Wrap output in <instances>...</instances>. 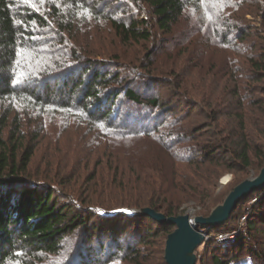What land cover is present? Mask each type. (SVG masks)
<instances>
[{
	"label": "trees",
	"instance_id": "16d2710c",
	"mask_svg": "<svg viewBox=\"0 0 264 264\" xmlns=\"http://www.w3.org/2000/svg\"><path fill=\"white\" fill-rule=\"evenodd\" d=\"M22 1L0 0V100L23 97L42 106L60 105L68 107L70 112L79 110L87 124L93 125L95 132L102 137L93 134L91 138L101 140L88 154L90 157L96 155L91 172L86 165L79 171L76 169L77 172L64 173L63 167L57 165L60 162L55 159V164L43 169L42 174H35L31 167L40 147L35 144L38 139L25 145L20 124L15 130L10 129L6 136L9 117L0 118V264H41L44 262L42 255L54 261L62 257L66 238L78 230L85 232V238L82 243L78 241L79 249L74 253L76 259L67 254L53 264H115L117 261L167 264L162 232L164 230L166 238L174 232L175 225L128 213L102 215L97 209L109 212L148 207L166 217H174L183 214L185 205L193 203L199 208V214L206 217L218 204L213 197L225 173L236 176L234 189L247 172L261 170L264 166V34H258V28L252 27V20L247 22L238 18L233 7H238L241 0H224L225 10L217 11L216 20L203 22L206 33L210 32L204 34V40L215 43V57L223 56L220 71L223 79H227L225 86L212 92L207 105L211 109L208 116L212 125L204 123L200 128L187 129L173 123L162 128L161 125L151 126L150 120L142 124L141 119L127 124L126 113H122L117 105L123 94L129 104L151 109L160 106V99L143 98L125 84L122 92L120 88L116 92L117 89L110 88L109 84L113 79L119 80L116 75H111L110 70L103 74L105 63L91 57L87 50L78 49L79 39L73 37L78 20L76 10L82 7L96 12L97 3L53 0L47 7L41 2L36 3L34 9L28 0ZM130 1L143 3L148 13L154 16L157 28L168 35L189 14L184 0ZM259 1L258 8L248 13L262 20L263 24L264 0ZM59 5L66 7L65 10ZM139 16H131L128 21H119L115 16L109 19L115 41L121 49L151 41V22L141 20ZM43 32L45 40L50 39L47 43H53L56 49L47 51L44 41L35 39ZM66 36H70L72 41H69L74 43L70 46L75 50L65 49L64 53L57 46L68 42ZM245 51L246 55L243 54ZM239 52L246 56L244 67L236 56L240 55ZM41 55L57 60V65L26 71L29 56L38 59ZM134 58L135 55L130 56L132 62H136ZM180 62L165 68L180 69L181 64L184 65ZM156 64V61L151 62L149 68ZM90 72L89 78H85ZM209 131L214 133L207 136ZM123 140H137L140 144L123 152L118 143ZM70 152L74 153V158L79 156V160L87 163V158H83L79 151ZM77 174L80 180H77ZM59 190L65 198L60 204L56 198ZM254 199L257 200L252 203ZM238 211L240 216L236 219ZM257 212L259 221L264 224V189L239 202L222 227L208 230L210 239L203 244L205 253L216 244L215 247L220 246L221 250L214 247L215 251L220 250L223 255V258L215 257L213 264H233L242 259L240 253L243 250L258 255L264 264V251L254 253L248 249L250 244L243 236L246 230H255L257 223L250 220L255 219ZM245 215L246 222L239 234L231 240L220 241L219 235L238 231L239 219ZM103 219L109 226L103 223ZM97 220L101 221V226ZM128 220L138 222L137 234L127 236L125 245L118 240L113 248L101 245L94 258L86 256V248H91L95 236H108L114 232L111 238L115 241L118 223ZM142 227L144 230L140 233ZM218 229L220 231L215 232ZM226 244H232L233 256L228 253Z\"/></svg>",
	"mask_w": 264,
	"mask_h": 264
},
{
	"label": "rangeland",
	"instance_id": "374dc122",
	"mask_svg": "<svg viewBox=\"0 0 264 264\" xmlns=\"http://www.w3.org/2000/svg\"><path fill=\"white\" fill-rule=\"evenodd\" d=\"M51 1L53 2V0H28L34 9L37 4H40V2L43 7H47L48 5H51ZM88 1L91 3L95 1L98 8L96 12L90 8L86 9L82 7L79 8L80 10H76L78 20L73 32V37L79 39L76 44L78 49L80 51L87 50L92 54L91 57L99 59L98 61L100 62L103 61L105 63V66L102 67V70H104L103 74L110 70L111 75H116V78L120 81L113 79L109 82L111 85L110 88L117 89L116 92L119 88L120 92H122L125 84L126 86H130V88H132L137 94H140L143 98L156 97L160 99V106L151 109L145 106L137 107L129 104V100L125 98L123 94L122 98L117 101V105L122 113H126L125 115L127 117H125V120L127 124H132L141 119L140 122L142 124L144 121L147 123L148 120H150L151 126H162V128L173 123L180 126H186L187 129L190 127L200 128L204 126V123H211L209 125H212L213 122L209 120L208 116L211 109L207 105L213 95L212 92L215 93L216 90L219 91L222 86H225L227 79H223V73L220 71V68L223 66V56L218 55V57H215L216 54L214 52L217 49L215 43L204 40V36L208 35L210 32L206 33L207 29L203 22L205 21L207 23L214 20L218 16L217 11L220 13L221 9L225 10L223 7L225 5V3H223L224 0H184L186 12H189V14H186L187 16L184 21L177 27H174V31L169 35L157 28L154 16L151 13H148V10L143 3L137 2L134 4L130 0ZM24 2H26V0L22 1V3ZM258 3H260L259 0H241V2L238 3V7H233V10L237 11L238 18L245 19L247 22L252 20V27L258 28L260 31L258 34H264V23L262 24V20L255 18L248 13L253 9L256 10L259 6ZM59 7L62 6L59 5ZM62 8L65 10L66 7ZM242 8L244 9L241 10ZM45 11L44 8L43 12ZM137 14L140 15L139 17L141 20L145 19L151 22L149 30L150 33H152V39L148 43L144 42L137 44L134 43L127 46L123 45L124 48L129 51L124 48L121 49L120 46H117L115 32L111 29L109 19L112 16H115L119 21H128L129 17L136 16ZM227 15L225 14V16ZM41 34L42 33H40L38 37H35V39L38 38L39 41L41 40L47 43L50 39L46 41L44 38L45 33L43 32V35ZM66 37H68V40L66 39L68 41L67 43L63 42L59 44L60 46L56 45L57 48H62L64 53H66L65 49L75 50V48L70 46V44H74L73 42H70L72 41L70 36ZM177 37H179L177 41L179 42L178 45L176 43ZM44 42V48L47 51H51L50 49L53 48L56 49L53 46V43L50 42L46 44ZM67 44L69 48H67ZM239 54L240 55L237 54L236 56L241 60V67H244V59L246 57L244 55H246V51L243 52L244 55L240 52ZM131 55H135L134 59H136V62L131 61ZM149 55H151L149 60L151 62L156 61L157 63L153 68H149V65L151 64V62L147 60ZM179 61L184 64L182 65L180 62V69L175 68L167 70V68H165L166 66H170V64ZM57 62V60L48 59V56L45 55H41L38 59L29 56L26 71H30L29 68L32 70H39V68L47 65L54 67L57 65ZM138 64L140 67L137 66ZM163 68L166 70L163 71ZM91 73L92 72L87 74L85 78H89ZM79 74L80 73H78V75ZM182 82L184 83V86L181 85ZM4 116L9 117V126L6 129V136L10 129L12 130V128H14L15 130V127L20 124L25 145L31 140L38 139L35 144H38L40 147L37 150V154L33 159L31 167L35 174H42L44 171L43 169H48L50 165L55 164L54 162L56 161L58 163L60 162V164L57 165H60L61 168L63 167L64 173L71 174L73 170L77 169L79 171L85 168L86 165V169H88L89 172L92 171V168L96 163V155L90 157L88 154L91 152L93 146L101 140L99 139V141H96L91 138L93 134L100 133L95 132L96 128H94L93 125L87 124L81 111L74 109V112H70L68 107L60 105L58 107L48 105L42 106L34 100L28 101L27 98L15 97V99L10 98L0 100V118ZM139 116L142 118H138ZM213 133V131H209L207 136ZM196 136L199 137L200 135ZM118 143L123 152L134 145L140 144L137 140H123L118 141ZM102 144V147H104L105 140L102 141ZM84 149L86 151L81 152ZM75 150L79 151V154H81L83 158H87L86 160L88 161L86 164L84 163L85 161L78 159L79 156L78 158L73 157L74 153L72 154L70 151L75 152ZM68 156L71 158H68ZM72 158L74 160H72ZM263 168L264 166L261 170ZM260 171L258 172L254 170L250 173L247 172L248 174L244 175L243 179L247 180L251 177L257 176L260 174ZM78 179L79 177L77 174V180ZM236 180V176L231 173H225L221 177L213 197V199L218 201V204L215 205L213 209L218 207V205H221L228 194L234 190L232 188L235 183H237ZM60 190L57 193L59 195H56L59 204L65 202V198L60 194ZM184 207L183 214L180 215L187 214L191 216V218L202 216L199 214V208L193 203L185 205ZM97 210L102 215H109L114 211L107 212L103 209ZM237 214H239V211L234 217L236 219L240 216ZM258 214L259 212L255 215V219L252 218L250 221L256 222L257 225L255 230H261L262 232L258 233L255 230L248 232V230H246L243 235L246 241L250 244L248 249L252 250L254 253H261L264 251V224L259 221ZM241 218L239 219V226L241 225ZM103 221L105 224V219H103ZM124 222L125 221L120 222L117 225L119 227L116 229L115 233H117L118 238H116L115 241L111 238L114 232L108 236L103 234L95 236L94 240L92 239L93 242L90 246L91 248H86V256L88 258H94V253L96 254V252H99L101 245L113 248L119 241L122 245H125L128 241L127 236L130 237L135 233L137 234L138 222L132 223L130 220L126 223ZM97 224L101 226V221L97 220ZM145 224L147 223L145 222ZM105 225L109 226L107 223ZM242 227L243 226H241V228L239 227L238 231H241ZM142 230H144V227L141 228L140 233H142ZM219 231L220 229L215 232ZM163 233L164 230L162 232V240L165 241L166 245L167 237L165 238L166 235ZM206 233L207 239H210L209 231L207 230ZM229 234L235 235V232ZM82 238H85V232L82 230H78L75 235L66 238L65 250L62 253V257L71 254L73 255V258H75L74 253L78 252L79 242H84ZM227 240L231 239L227 238ZM231 245L232 244H226L225 246L228 247L227 250L229 249L228 253L233 256L234 250H232L233 248H231ZM215 246L216 244H213V249H211L210 252L207 251V253H205L204 245L200 246L195 252L198 258L197 264H213L215 257L223 258V255L220 253V246ZM210 247L212 248V246ZM214 247L215 249L219 248L220 250L217 252ZM236 253H238V251ZM240 254H243L241 256L242 259L235 261L233 264H251V262H253L252 264H262L260 260L261 258L258 257V255L254 256L253 254H250L249 250H243ZM42 257L44 262L41 264H53L55 261L62 259V257H60L55 258L54 261H50L46 255H42ZM115 264L126 263L117 261Z\"/></svg>",
	"mask_w": 264,
	"mask_h": 264
},
{
	"label": "water",
	"instance_id": "95a60500",
	"mask_svg": "<svg viewBox=\"0 0 264 264\" xmlns=\"http://www.w3.org/2000/svg\"><path fill=\"white\" fill-rule=\"evenodd\" d=\"M264 189V168L260 174L244 180L231 191L221 205L211 211L209 216L178 215L166 217L162 212L152 208L121 209L110 213H128L133 216H145L161 224L176 226L174 232L167 236L165 261L167 264H196V250L207 241V230L222 227L237 209L238 203L250 197L255 191Z\"/></svg>",
	"mask_w": 264,
	"mask_h": 264
},
{
	"label": "built area",
	"instance_id": "2783aa9c",
	"mask_svg": "<svg viewBox=\"0 0 264 264\" xmlns=\"http://www.w3.org/2000/svg\"><path fill=\"white\" fill-rule=\"evenodd\" d=\"M256 200H257V199H254V201H253L252 203H254ZM245 217H247V216L245 215V216H243V217L241 218V225L239 226L240 228H241V226H243L244 223H245V221H244V220H245ZM239 232H240V230L237 231V232H235V235L239 234ZM235 235H233V234H229V233H225V234H223V235H219L218 238H219L220 241L223 242V241H226L227 238L232 239Z\"/></svg>",
	"mask_w": 264,
	"mask_h": 264
}]
</instances>
